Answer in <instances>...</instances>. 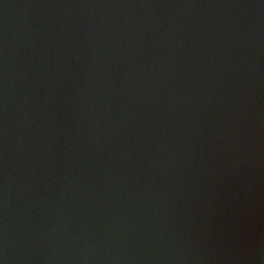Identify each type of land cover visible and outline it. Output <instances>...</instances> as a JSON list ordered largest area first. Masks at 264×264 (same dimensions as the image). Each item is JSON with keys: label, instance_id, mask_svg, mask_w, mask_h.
<instances>
[{"label": "water", "instance_id": "water-1", "mask_svg": "<svg viewBox=\"0 0 264 264\" xmlns=\"http://www.w3.org/2000/svg\"><path fill=\"white\" fill-rule=\"evenodd\" d=\"M0 264H264V0H0Z\"/></svg>", "mask_w": 264, "mask_h": 264}]
</instances>
